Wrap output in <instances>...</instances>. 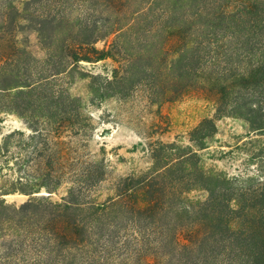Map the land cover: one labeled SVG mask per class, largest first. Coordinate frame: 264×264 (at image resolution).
<instances>
[{
  "label": "trees",
  "instance_id": "obj_1",
  "mask_svg": "<svg viewBox=\"0 0 264 264\" xmlns=\"http://www.w3.org/2000/svg\"><path fill=\"white\" fill-rule=\"evenodd\" d=\"M141 90L168 124L200 102L186 143L119 177L55 168L96 110ZM8 116L26 129L0 137V264H264V173L216 165L264 153V0H0ZM224 119L246 139L215 144Z\"/></svg>",
  "mask_w": 264,
  "mask_h": 264
},
{
  "label": "rangeland",
  "instance_id": "obj_2",
  "mask_svg": "<svg viewBox=\"0 0 264 264\" xmlns=\"http://www.w3.org/2000/svg\"><path fill=\"white\" fill-rule=\"evenodd\" d=\"M111 69L109 64L106 70L96 71L106 72ZM157 108L145 90L134 92L127 100L114 98L107 102L94 112L95 130L88 138H66L71 151L65 155V160L56 161L55 168L71 171L85 167H108L112 172L111 177H119L128 175L132 167L138 170L152 167L149 152L156 141L186 143L187 130L201 119L198 101H183L172 108L163 109V115L171 114V124H168L165 117L157 114ZM155 125L159 127L154 128ZM218 126L219 142L215 144L224 148L247 137V128L242 122L224 119L218 122ZM17 129L25 130L26 126L17 117L8 116L0 126V137L3 133ZM255 144L262 146L264 137ZM245 157L227 162L219 161L216 165L234 175L248 169L255 173H264V153H258L255 162H249ZM46 164V159H41L37 161V166L33 164L32 167H44ZM69 182H64L59 193L64 192ZM107 185L100 190V196L108 193L110 186ZM10 200L21 203L26 198L16 197Z\"/></svg>",
  "mask_w": 264,
  "mask_h": 264
}]
</instances>
